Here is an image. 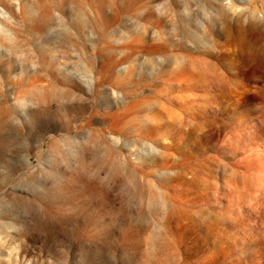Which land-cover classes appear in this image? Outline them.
Masks as SVG:
<instances>
[{
    "label": "rangeland",
    "instance_id": "374dc122",
    "mask_svg": "<svg viewBox=\"0 0 264 264\" xmlns=\"http://www.w3.org/2000/svg\"><path fill=\"white\" fill-rule=\"evenodd\" d=\"M0 264H264V0H0Z\"/></svg>",
    "mask_w": 264,
    "mask_h": 264
}]
</instances>
